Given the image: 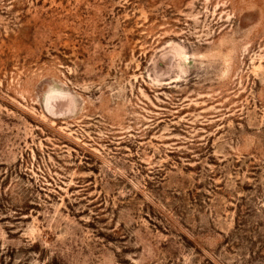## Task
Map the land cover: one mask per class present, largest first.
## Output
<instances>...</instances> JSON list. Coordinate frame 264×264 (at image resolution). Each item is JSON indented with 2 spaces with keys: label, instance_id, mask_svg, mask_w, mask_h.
I'll list each match as a JSON object with an SVG mask.
<instances>
[{
  "label": "rangeland",
  "instance_id": "374dc122",
  "mask_svg": "<svg viewBox=\"0 0 264 264\" xmlns=\"http://www.w3.org/2000/svg\"><path fill=\"white\" fill-rule=\"evenodd\" d=\"M0 264H264V0H0Z\"/></svg>",
  "mask_w": 264,
  "mask_h": 264
}]
</instances>
